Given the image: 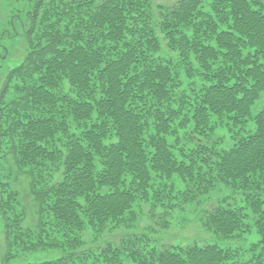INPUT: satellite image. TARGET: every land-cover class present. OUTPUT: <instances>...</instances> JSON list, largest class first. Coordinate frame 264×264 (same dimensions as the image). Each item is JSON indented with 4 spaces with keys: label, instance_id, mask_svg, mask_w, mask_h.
Masks as SVG:
<instances>
[{
    "label": "trees",
    "instance_id": "trees-1",
    "mask_svg": "<svg viewBox=\"0 0 264 264\" xmlns=\"http://www.w3.org/2000/svg\"><path fill=\"white\" fill-rule=\"evenodd\" d=\"M35 4L10 17L27 22L29 49L0 94V160L31 178L49 227L15 236L9 222V239L67 249L33 264H264V0ZM221 127L228 149L210 139ZM9 186L0 172V210L17 199ZM217 187L230 193L201 223L217 243L160 248L137 231L145 205ZM113 228L136 232L96 246ZM255 228L247 262L221 244Z\"/></svg>",
    "mask_w": 264,
    "mask_h": 264
},
{
    "label": "rangeland",
    "instance_id": "rangeland-1",
    "mask_svg": "<svg viewBox=\"0 0 264 264\" xmlns=\"http://www.w3.org/2000/svg\"><path fill=\"white\" fill-rule=\"evenodd\" d=\"M37 0H0V94L2 93L9 74L13 69L21 66L26 56L28 55L29 44L27 40L22 37L23 31L27 28V22L24 20L10 19L13 14H32V11L36 7ZM154 4L165 3L173 4L178 0H152ZM5 18V21L1 19ZM9 21L13 22L14 25H10ZM5 29H8L6 31ZM6 31V34H3ZM21 33V35H16V33ZM3 37V38H2ZM166 44V43H165ZM166 46V45H165ZM165 48L164 55L166 57L178 55ZM187 75L182 73V78L184 80V87L190 88L191 81L187 79ZM196 80V86H200V80ZM192 79V80H193ZM15 84L12 86L11 94L14 93ZM11 100L8 97L7 103ZM3 106V105H2ZM0 106V108L2 107ZM5 106V105H4ZM183 138V137H182ZM212 142L216 144V148L228 149L234 145L232 139V134L227 127H221L215 130L210 138ZM169 140L175 141V137H170ZM184 143L185 140H183ZM183 143V142H182ZM5 146V144L3 145ZM6 147V146H5ZM4 158V157H3ZM8 159L0 160V172L4 183L10 182L12 187H10L11 192H16V201L9 202L5 206V211L0 210V264H28V263H38L44 262L46 260L56 259L62 257L66 254V250L62 248L59 249H39L25 251L20 244L12 242L9 239V222L15 224L11 227L12 234H23L26 231L32 232V237L39 236L40 231L48 228L49 226L44 224L41 226L42 220L39 211V204L35 200L32 189L30 190V181L27 174H22L20 172H14L13 176L10 177V167L7 165ZM9 177V178H8ZM18 178V179H17ZM6 189V188H5ZM178 189L176 188L175 191ZM178 193V192H176ZM230 193V192H229ZM226 189H221L217 187L216 190L211 192L209 195L201 197L199 201L183 202L178 196L174 198L177 202H174L176 207H172L169 210L167 206H163L161 202L155 209H152L151 204L144 206V209L138 211V218H142L140 221V229L145 232V238L151 241V246L160 245V248L175 246L178 249L189 247V245H207L218 242L216 234L212 230H206L202 223V218L205 210H213L219 202L223 201L228 195ZM181 196V195H180ZM6 196V200H7ZM168 203V201H167ZM9 208V209H8ZM7 210V211H6ZM154 211V215L151 216L150 212ZM15 221V223H14ZM17 223V224H16ZM115 230H107L105 232V237L98 242L97 245L104 246L107 239L118 243L126 235V232H136V229L126 230L124 228ZM252 235H242L238 239H232L228 242L221 243L224 246H231L233 249L242 251L240 253L241 261L247 262L250 258L248 250L252 247V244H258L261 241V237L257 234V229ZM26 236V235H24ZM109 236V237H108ZM89 239L90 233L87 236ZM26 239V238H25ZM10 240V242H9ZM92 245L89 242V246ZM95 247V246H94ZM260 249V247H259Z\"/></svg>",
    "mask_w": 264,
    "mask_h": 264
}]
</instances>
